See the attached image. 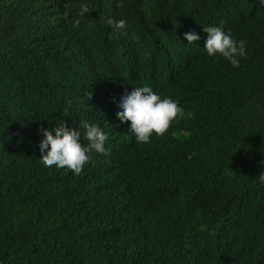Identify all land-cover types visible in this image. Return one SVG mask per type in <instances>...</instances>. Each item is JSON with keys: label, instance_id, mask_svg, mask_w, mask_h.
Returning <instances> with one entry per match:
<instances>
[{"label": "trees", "instance_id": "obj_1", "mask_svg": "<svg viewBox=\"0 0 264 264\" xmlns=\"http://www.w3.org/2000/svg\"><path fill=\"white\" fill-rule=\"evenodd\" d=\"M208 26L246 41L240 67L207 54ZM143 86L185 111L147 144L117 116ZM60 120L110 154L45 167ZM262 173L259 0H0V264H264Z\"/></svg>", "mask_w": 264, "mask_h": 264}, {"label": "clouds", "instance_id": "obj_2", "mask_svg": "<svg viewBox=\"0 0 264 264\" xmlns=\"http://www.w3.org/2000/svg\"><path fill=\"white\" fill-rule=\"evenodd\" d=\"M264 6V0H259ZM91 9L87 3L80 5L78 15L83 17L90 13ZM80 20L75 21L74 27H78ZM113 30L119 31L127 37L130 27L124 19L119 21L108 20ZM208 34L204 48L209 56L219 55L228 60L233 67H240V58H247L246 41H236L230 33L220 27H203ZM185 39L192 44L200 39L195 32L184 34ZM92 94L89 96V100ZM118 107L122 111L117 112L118 118L130 123V133L135 136L137 143L147 144L150 138L164 136L174 121L185 117L184 109L171 97L161 98L151 87H136L130 93L126 92ZM83 139L88 141L87 145L81 143V132L75 127H68L64 120L56 123L54 131L42 129L44 139L40 142L41 162L45 167L56 166L67 168L76 175L82 174L85 165L92 162L90 153L109 155L110 148L106 147L109 140L108 135L98 126L92 123L81 122ZM259 180L264 182V173L259 175Z\"/></svg>", "mask_w": 264, "mask_h": 264}]
</instances>
